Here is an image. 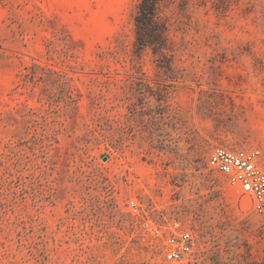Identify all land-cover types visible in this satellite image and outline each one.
<instances>
[{"label": "rangeland", "instance_id": "obj_1", "mask_svg": "<svg viewBox=\"0 0 264 264\" xmlns=\"http://www.w3.org/2000/svg\"><path fill=\"white\" fill-rule=\"evenodd\" d=\"M135 4L0 0V264H264V219L206 168L264 148V0H164L168 58L136 51ZM144 214L194 253L165 261Z\"/></svg>", "mask_w": 264, "mask_h": 264}, {"label": "built area", "instance_id": "obj_2", "mask_svg": "<svg viewBox=\"0 0 264 264\" xmlns=\"http://www.w3.org/2000/svg\"><path fill=\"white\" fill-rule=\"evenodd\" d=\"M206 168L219 174L228 186L249 197L254 212L264 219V148L216 146L206 160ZM124 210L132 215L143 213L133 199L125 201ZM142 220L144 231L160 240L165 261L181 263L194 253L196 238L190 228H180L177 223L163 228L145 214Z\"/></svg>", "mask_w": 264, "mask_h": 264}, {"label": "trees", "instance_id": "obj_3", "mask_svg": "<svg viewBox=\"0 0 264 264\" xmlns=\"http://www.w3.org/2000/svg\"><path fill=\"white\" fill-rule=\"evenodd\" d=\"M163 1L136 0L132 14L134 46L140 53L150 48L153 54L168 58L171 52L167 38L169 29L159 11V6Z\"/></svg>", "mask_w": 264, "mask_h": 264}]
</instances>
